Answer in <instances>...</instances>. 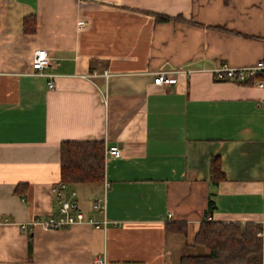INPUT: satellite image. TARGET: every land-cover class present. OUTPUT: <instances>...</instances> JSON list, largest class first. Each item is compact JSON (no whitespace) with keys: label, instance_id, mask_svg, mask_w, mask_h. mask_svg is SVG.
<instances>
[{"label":"crops","instance_id":"crops-1","mask_svg":"<svg viewBox=\"0 0 264 264\" xmlns=\"http://www.w3.org/2000/svg\"><path fill=\"white\" fill-rule=\"evenodd\" d=\"M260 60L264 0H0V264H179L210 217L264 228V88L213 72ZM87 139L122 148L70 184L102 219L109 183L107 226L22 231L58 214L61 143Z\"/></svg>","mask_w":264,"mask_h":264},{"label":"trees","instance_id":"trees-1","mask_svg":"<svg viewBox=\"0 0 264 264\" xmlns=\"http://www.w3.org/2000/svg\"><path fill=\"white\" fill-rule=\"evenodd\" d=\"M162 21L170 17L158 15ZM61 177L68 184H102L105 176V144L102 140L64 141L60 147ZM212 174L223 177L214 158ZM258 223H221L205 221L195 236L193 247L207 253L186 254L179 264H264L263 239Z\"/></svg>","mask_w":264,"mask_h":264},{"label":"built area","instance_id":"built-area-1","mask_svg":"<svg viewBox=\"0 0 264 264\" xmlns=\"http://www.w3.org/2000/svg\"><path fill=\"white\" fill-rule=\"evenodd\" d=\"M83 24V22H80ZM50 65V59L46 49H39L33 59V69L37 73ZM180 71H159L154 77V84L168 86L177 82L176 73ZM217 80L234 81L237 83H252L258 87L264 88V60H260L255 65L245 67H232L223 64L213 70ZM50 88L55 87V82H49ZM119 158L122 156V148L119 145H112L105 148V160L108 157ZM109 183L104 182V193L101 197L95 199L93 207L102 215V219L87 215L77 202L78 192L70 188V184L60 181L54 185L52 191L54 198L58 203V214L47 218L35 217L28 221L18 223L20 229L24 232L33 231L36 227L42 226L46 229H63L77 224H91L96 228L106 227L109 220L106 216L107 211V192ZM211 220V217L209 218ZM2 223H13L9 218H5ZM263 239L264 244V228L258 232ZM94 264H106V260L102 256H96Z\"/></svg>","mask_w":264,"mask_h":264},{"label":"rangeland","instance_id":"rangeland-1","mask_svg":"<svg viewBox=\"0 0 264 264\" xmlns=\"http://www.w3.org/2000/svg\"><path fill=\"white\" fill-rule=\"evenodd\" d=\"M189 253L191 254H201V253H207V250L203 247H196L192 248Z\"/></svg>","mask_w":264,"mask_h":264}]
</instances>
